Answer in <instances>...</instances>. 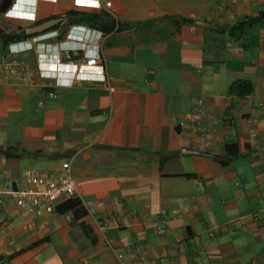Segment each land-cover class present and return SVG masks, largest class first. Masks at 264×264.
<instances>
[{
  "label": "crops",
  "instance_id": "crops-1",
  "mask_svg": "<svg viewBox=\"0 0 264 264\" xmlns=\"http://www.w3.org/2000/svg\"><path fill=\"white\" fill-rule=\"evenodd\" d=\"M13 2L0 0V28L51 32L47 53L83 24L68 11L123 28L99 46L106 81L67 86L38 75L40 45L14 52L0 40V70L16 58L29 74L1 71L0 190L64 161L76 185L43 216L4 197L0 264H264V26L228 34L264 0ZM238 78L253 91L229 93ZM107 217L117 225L101 227Z\"/></svg>",
  "mask_w": 264,
  "mask_h": 264
},
{
  "label": "built area",
  "instance_id": "built-area-1",
  "mask_svg": "<svg viewBox=\"0 0 264 264\" xmlns=\"http://www.w3.org/2000/svg\"><path fill=\"white\" fill-rule=\"evenodd\" d=\"M104 4L108 7L110 1H106ZM96 30L100 35L96 43L99 47L105 33L83 24L71 25L65 40L59 42V48L54 53H47L45 50H49L50 46L43 42L44 39L52 35L51 32L10 43L8 47L11 49L14 46H19L20 48L14 50L16 52L19 49L32 48L33 43H36V47L40 45L42 51L38 52L36 56L38 75L52 79L55 85L67 86L76 80L106 81L104 68L99 62V51H91L86 54L84 50L89 43H95ZM60 66H67L69 70L73 69V72L66 75L63 70H60ZM2 70L5 78L14 76L22 82L29 81L26 65L16 58L4 64ZM2 70H0V82L3 79ZM59 73L62 75L59 76ZM146 80L150 81L149 76L146 77ZM53 94V92H49V95ZM195 105L196 110L203 114L205 111L203 101L199 99ZM75 192L76 185L69 173V161H64L59 167L52 169L28 168L11 174L5 188L0 190V204L3 203L4 197L8 196L19 208L30 210L36 216H43L53 211V204L56 200L71 198ZM117 223L113 218L107 217L100 225L109 227L116 226Z\"/></svg>",
  "mask_w": 264,
  "mask_h": 264
},
{
  "label": "trees",
  "instance_id": "trees-1",
  "mask_svg": "<svg viewBox=\"0 0 264 264\" xmlns=\"http://www.w3.org/2000/svg\"><path fill=\"white\" fill-rule=\"evenodd\" d=\"M67 17L70 21L83 23V25L97 28L101 31L111 32L113 30H120L123 28L122 24H116L111 16L107 13H95V12H80V11H68ZM254 26H264V10H260L257 14L252 16H246L243 19L237 21L231 27L228 28V34L230 37L243 36ZM30 34H26L24 31L21 32H5L0 28V40L4 45L17 42L26 39ZM246 45V44H245ZM229 93L245 95L253 91V84L249 79L238 78L233 80L229 87ZM17 149V146H15ZM6 150V154L19 155L24 151L21 150L20 154H11ZM231 158V157H230Z\"/></svg>",
  "mask_w": 264,
  "mask_h": 264
},
{
  "label": "clouds",
  "instance_id": "clouds-1",
  "mask_svg": "<svg viewBox=\"0 0 264 264\" xmlns=\"http://www.w3.org/2000/svg\"><path fill=\"white\" fill-rule=\"evenodd\" d=\"M23 6L33 7L32 4H24L23 0H14V2H13L11 7L12 8H16L18 11H21V8ZM7 13H8V11H7ZM95 29H97V28H95ZM95 34H96L95 43H89L88 46H86L84 48L86 54H89V52H91V51H99V47H97L96 43L98 42V40L100 38V35H99L97 30L95 31ZM78 49H82V48H78ZM60 70H63L64 74H66V75L67 74H71L73 72V69L69 70V67H67V66H60ZM61 75L62 74L59 73V76H61Z\"/></svg>",
  "mask_w": 264,
  "mask_h": 264
},
{
  "label": "water",
  "instance_id": "water-1",
  "mask_svg": "<svg viewBox=\"0 0 264 264\" xmlns=\"http://www.w3.org/2000/svg\"><path fill=\"white\" fill-rule=\"evenodd\" d=\"M58 20V18H53L47 21H44L36 26H33L30 28V30H27V33H34V32H39L44 29H46L49 25H51L54 21Z\"/></svg>",
  "mask_w": 264,
  "mask_h": 264
}]
</instances>
